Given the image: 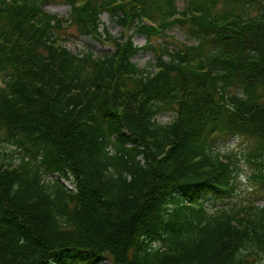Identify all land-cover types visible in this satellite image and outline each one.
Masks as SVG:
<instances>
[{"label": "trees", "instance_id": "trees-1", "mask_svg": "<svg viewBox=\"0 0 264 264\" xmlns=\"http://www.w3.org/2000/svg\"><path fill=\"white\" fill-rule=\"evenodd\" d=\"M51 1L0 0V264H264V198L206 206L242 159L264 186V0H67V19ZM64 25L114 52L72 53ZM176 28L199 43H155ZM232 137L253 147L214 150Z\"/></svg>", "mask_w": 264, "mask_h": 264}, {"label": "rangeland", "instance_id": "rangeland-1", "mask_svg": "<svg viewBox=\"0 0 264 264\" xmlns=\"http://www.w3.org/2000/svg\"><path fill=\"white\" fill-rule=\"evenodd\" d=\"M186 0H177L178 7L180 10H183L185 7ZM45 10L50 13L57 14L60 17H68L69 12L71 10V6L68 4L67 0H52L48 2L44 6ZM258 12L256 10H252L251 15L255 16ZM102 21L104 25L101 28V31L104 28H107L108 32L113 37H120L123 34L126 36L132 34L133 30H125L124 27L119 25L115 20L111 19L107 14L102 16ZM168 37L164 39H159L155 41L158 43H162L163 41L169 44V48H172L175 45L179 44H187L196 46L199 43V40L192 37L191 34L188 33L187 29L176 28L170 32H168ZM63 37L66 38V42H61L67 49H69L74 54H82L87 53L89 51L94 52L97 56H103L107 54H111L114 52L112 46H110L104 38L97 40L93 37L82 36L77 30L72 27H68L66 32L63 33ZM133 41L135 45L139 47H143L147 43V38L143 34H136L133 37ZM156 61V55L153 51H142L135 58L134 62L141 68H147L149 71L155 72V68L153 65ZM3 85L2 79L0 77V86ZM232 93H237L241 95V91L239 89H233ZM262 101L264 102V96ZM174 110L164 111L162 115L159 116L158 121L160 123H168L172 121L174 117ZM5 152L12 153L15 151L11 145L4 143ZM253 147V141L248 140L244 137H232V138H219L216 140L214 145V150L216 152H221L222 154L226 153H236L240 157L249 151ZM14 158L18 160V154L14 152ZM240 175L237 179L238 191L236 196L232 198H221L217 199L213 196L206 199V206L209 209L214 210L220 207H226L228 209L233 208L234 205H238L240 207L247 206L249 201H254L256 205L263 206V198H264V186L261 187L258 183L253 182L250 177L254 172V168L246 163V160L240 162L238 166ZM103 264H110V262L106 261Z\"/></svg>", "mask_w": 264, "mask_h": 264}]
</instances>
